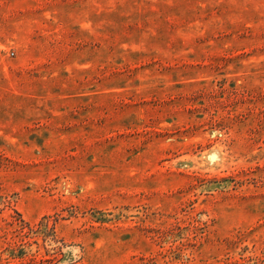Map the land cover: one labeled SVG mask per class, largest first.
<instances>
[{
  "label": "rangeland",
  "instance_id": "1",
  "mask_svg": "<svg viewBox=\"0 0 264 264\" xmlns=\"http://www.w3.org/2000/svg\"><path fill=\"white\" fill-rule=\"evenodd\" d=\"M0 264H264V0H0Z\"/></svg>",
  "mask_w": 264,
  "mask_h": 264
}]
</instances>
